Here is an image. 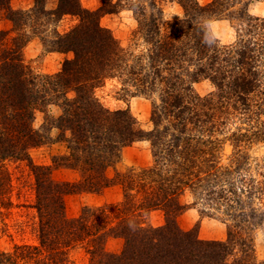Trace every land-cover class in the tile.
Returning a JSON list of instances; mask_svg holds the SVG:
<instances>
[{
    "label": "trees",
    "instance_id": "16d2710c",
    "mask_svg": "<svg viewBox=\"0 0 264 264\" xmlns=\"http://www.w3.org/2000/svg\"><path fill=\"white\" fill-rule=\"evenodd\" d=\"M112 1L103 0L98 11L89 12L78 0H55L51 8L46 0H33L30 10L13 13L9 0H0L16 33L6 47L0 32V219L2 208L10 206L6 162L21 163L34 179L38 241L0 251V264H70L69 251L76 247L85 251L88 264H264L255 257L250 234L264 221L259 212L264 167H245L249 146L264 143V18L248 15L241 0H212L205 7L177 0L182 17L165 23L152 0V12L141 11L137 18L135 34L147 48L136 56L100 27V15L114 13ZM235 4H241L242 29L234 44L219 47L199 19L225 16ZM67 15L80 23L60 35L54 24ZM27 24L31 36L21 31ZM32 37L46 52L72 53V59L55 74L33 73L22 59ZM112 78L139 86L142 93H157L152 131L136 127L129 110L110 112L100 104L95 90ZM201 80L214 88L204 97L192 87ZM50 105L61 109L54 125L68 131L69 154L54 161L60 164L37 166L28 151L47 140L49 120L42 133L33 127L34 115ZM234 119L241 125L229 139L230 163L223 164L225 137L219 136ZM143 140L150 143L153 164L108 178L106 171L122 149ZM58 168L77 172L78 180L54 181ZM113 185L122 189L120 202L66 216V195L100 193ZM185 194L192 198L190 205L180 201ZM198 204L201 213L225 224L224 241L200 240L178 227L177 217ZM154 211L163 214L160 227L149 224ZM109 239L122 241L119 253L105 249Z\"/></svg>",
    "mask_w": 264,
    "mask_h": 264
},
{
    "label": "rangeland",
    "instance_id": "374dc122",
    "mask_svg": "<svg viewBox=\"0 0 264 264\" xmlns=\"http://www.w3.org/2000/svg\"><path fill=\"white\" fill-rule=\"evenodd\" d=\"M82 9L96 12L103 5V0H78ZM239 1V0H237ZM246 3V13L252 17L264 18V0L252 1L241 0ZM198 5L208 6L212 0H196ZM116 4L112 9L114 13H102L99 18L101 28L108 30L119 48L134 53L136 56L144 54L146 45L137 29V18L141 11L149 14L152 12V0H113ZM55 0H46L47 8L53 7ZM155 5L162 10L163 21L180 19L183 11L177 4V0H157ZM33 6V0H9V9L13 13L28 11ZM241 4H235L229 9L225 16L204 15L199 20L210 32L219 47L229 46L235 43L237 34L242 29L240 18ZM156 12V11H155ZM9 11L0 10V32L5 35L4 46H9L11 39L15 37L13 23L9 20ZM79 18L74 16H63L56 24L54 30L63 35L79 24ZM21 31L31 36L28 24L22 26ZM21 32V33H22ZM46 36V35H44ZM48 37L50 35L47 34ZM52 37V36H51ZM50 37V38H51ZM72 53L46 52L41 41L32 37L22 49V59L35 74H55L60 71L65 60L72 59ZM144 64V62H143ZM132 83H122L117 78L106 79L101 87L95 90V95L100 104L108 111L129 110L136 121V127L143 132L153 130L151 121L152 107L158 101L157 93H142L139 86L133 87ZM148 85V84H147ZM144 89L148 86L144 85ZM193 90L201 97L207 96L214 91L208 80H201L192 84ZM73 97V94H68ZM61 115V109L56 105H50L45 112L37 111L34 115L33 127L43 131L45 119L47 123V140L43 145L29 149L28 153L33 164L37 166H54L60 161H54L59 157L69 154L65 138L69 137L68 131L62 132L54 125L55 120ZM240 120L234 119L228 123L219 138H224L222 145V163L229 164L233 154L231 146V135L239 128ZM243 127V126H242ZM240 127V128H242ZM248 165L245 167H264V143H256L247 149ZM245 152V153H246ZM10 175V206L2 208L0 219V251L10 252L15 245H37V213L34 209L35 193L34 179L30 170L21 163L6 162ZM153 164L151 146L149 141L143 140L133 143L122 149L119 159L106 171L108 178H113L118 173H124L129 168L144 169ZM52 178L56 182L73 183L78 180L77 172L58 168L53 170ZM122 200V189L119 185L109 186L100 193L79 192L68 194L64 197V211L68 218L79 216L84 207H100L107 204H115ZM182 204L190 205L192 198L185 194L180 199ZM259 206V205H258ZM203 207H190L176 219L178 227L186 232H193L198 239L204 241H224L226 239V226L220 220L208 217L201 213ZM262 209V210H261ZM201 210V211H200ZM263 211V212H261ZM205 212V211H204ZM264 213V207H260ZM149 224L160 227L164 224L163 214L154 211L149 216ZM254 254L258 262L264 261V221L250 229ZM122 241L109 239L105 249L117 254L121 251ZM70 264H88V257L81 247L69 251Z\"/></svg>",
    "mask_w": 264,
    "mask_h": 264
}]
</instances>
